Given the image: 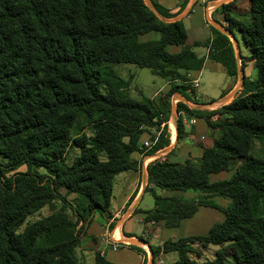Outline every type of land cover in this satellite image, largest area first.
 Instances as JSON below:
<instances>
[{
    "label": "trees",
    "instance_id": "16d2710c",
    "mask_svg": "<svg viewBox=\"0 0 264 264\" xmlns=\"http://www.w3.org/2000/svg\"><path fill=\"white\" fill-rule=\"evenodd\" d=\"M153 7L164 19L172 17ZM220 9L249 52L255 75L243 77L240 93L213 112L177 104V112L205 120L218 137L197 160H155L147 166L152 188L145 191L155 208L143 215L145 223L173 229L199 207H210L223 221L204 236L151 248L153 264L160 253L176 254L170 264H264V160L250 153L253 139L264 140V0H250L245 14L231 5ZM211 29L209 43L186 46L182 22L160 21L144 0H0V264H78L75 251L94 216L109 209L115 177L137 168L131 155L145 152L141 136L167 121L160 105L127 94L113 66L148 69L190 90L187 72L204 63L192 49L209 45L208 58L237 78L229 38ZM151 32L159 38L140 41ZM169 46L182 49L170 54ZM213 115L220 119L211 124ZM176 130L178 137L180 120ZM165 133L147 154L168 147ZM75 149L78 155L69 163ZM21 165L25 172L8 175ZM229 171L228 179L209 182L211 175ZM156 190L198 196L161 197ZM62 191L80 199L70 207L73 219L63 205L18 232L28 216L65 200ZM213 197L229 204L219 207ZM194 246L217 250L212 259L199 261L191 258L202 255ZM94 264L109 263L96 253Z\"/></svg>",
    "mask_w": 264,
    "mask_h": 264
},
{
    "label": "crops",
    "instance_id": "0c3cea01",
    "mask_svg": "<svg viewBox=\"0 0 264 264\" xmlns=\"http://www.w3.org/2000/svg\"><path fill=\"white\" fill-rule=\"evenodd\" d=\"M149 1L152 5L153 3L157 4L172 16L170 19H164L162 17L167 23H170V21L182 22L187 35L186 46H191L195 42L201 44L209 43L214 38L211 28H214L227 36L234 49L237 72L241 69L243 77L248 79L253 77V62L246 60L247 57L242 54L241 39L236 31H231L227 28V23L225 22L220 9L223 5H231L232 9L237 14H245L250 8V0ZM224 31L227 33H224ZM235 33L238 35L240 39L239 41L237 40ZM157 38H159V34L151 32L141 36L139 39L141 42H145L156 40ZM208 46L209 45L205 47L199 46L192 49L197 57L204 59L201 70H191L187 72V78L190 81L189 83L192 81L198 82L196 89L190 88V90H183L182 86L178 84L172 89V85L169 82H165L163 79L159 81L157 87L149 98L145 97L143 91L140 89L143 97L150 99L155 105L161 104L160 108H163L164 110L165 103L155 101V99L161 94L166 95L171 89L174 90L168 97L167 101L169 103V116L166 123L162 124L166 125L168 128L169 145L168 147L156 151L152 155L146 153L149 151L148 148L145 149L144 153H133L131 159L136 162L137 168L132 171L121 173L115 177L112 184L109 209L105 215L101 216L100 214H96L94 216L93 221L86 229L85 235L81 238L79 249H81L83 254L87 255L89 259H94L95 254L99 253L109 264H116L113 260L108 259L107 251L110 250L116 253L128 250L135 254L137 264H153V261L151 262V248L161 247L162 243L166 240L175 241L179 238L204 236L212 225L223 221V215L221 212L210 207H199L193 217L182 220L179 226L173 229L165 228L161 222L145 223L143 215V212L155 208L151 194L144 190L146 187L152 188L151 185H148L147 166L155 160L164 161L165 159L168 160L170 157L172 159H179L181 156L192 160L199 159L202 155L203 149L209 148L216 136V133H212L211 129L207 127L205 120L195 116H189L183 111L177 112V104L182 103L190 110L205 111L207 108L215 109V107L213 108V105L220 107L224 104L230 103L240 93L242 83L240 82L238 74L237 78L230 77L219 63L210 60L208 58ZM243 48L247 51L244 46ZM181 49L182 47L180 46H169L167 48L170 54L178 53ZM242 62H244V68H242ZM205 75L209 77L222 76L225 81L216 87L213 94H209V92L205 90ZM179 120L182 123L183 130L181 132L182 135L179 136L178 134L177 137L176 126ZM191 120H194L195 123H190ZM159 128H148V132L141 136V141H144L146 137L151 135L149 132L158 135ZM173 133L174 139L172 138ZM230 172L232 171H229L228 173L230 174ZM221 173L211 175L209 180ZM228 173L227 178L229 177ZM156 193L161 197L184 199L197 198L198 196L187 192H166L164 190H156ZM145 195H149L152 198V209H146L150 208V206L140 208ZM211 201L222 208L229 204V200L226 198L213 197L211 198ZM135 218L138 219V224L144 225L141 231L140 229H134L131 225ZM187 230L189 232L185 234L186 232L183 231ZM132 241H139V243L136 244ZM102 245L104 246L102 247ZM113 245H117L118 248L112 250ZM129 245L136 247H139V245H147L150 251V256L147 250L142 249L143 253H138L131 249ZM208 249L214 251L217 250L216 247L213 246L208 247ZM176 259L177 257L174 253H160L155 258L154 264H170L176 261Z\"/></svg>",
    "mask_w": 264,
    "mask_h": 264
},
{
    "label": "rangeland",
    "instance_id": "374dc122",
    "mask_svg": "<svg viewBox=\"0 0 264 264\" xmlns=\"http://www.w3.org/2000/svg\"><path fill=\"white\" fill-rule=\"evenodd\" d=\"M144 1H145L146 4H151L152 5V3L149 0H144ZM235 36H236L237 40L239 41L240 39H239V37H238V35L236 33H235ZM241 49H242V54L245 57H248L249 53L243 48L242 44H241ZM113 68H114L115 72L117 73V75L121 79H123L125 81L126 86H127L126 87L127 94H129V96H131L132 98H134L137 101H140V97L142 96V91H143V95L145 97L149 98L152 95V93L155 90V88L157 87L159 81L161 80L160 77H157V76L153 75L152 72L147 70V69H139V68H135L134 66H127V65H115V66H113ZM253 70H254V68H253ZM252 74H253V77H254L255 71H253ZM164 81L167 82V80H164ZM224 81L225 80H224V78L222 76L209 77V76L205 75V90L207 92H209V94H213L215 89H216V87L219 86L220 84H222ZM191 83H190V88H191ZM170 84L172 85V89H174V86H176L177 84L181 85L182 87L186 86V84H184L182 81H177L175 83L173 82V83H170ZM155 101H158V102H161V103H163V102L165 103V113H164L163 118L167 119L168 116H169V114H168V112H169V103L167 102L168 101L167 94L166 95L165 94L159 95L157 97V99H155ZM157 105L161 106V104H157ZM224 105H226V104H224ZM214 107H215V109L207 108L205 111L213 112V111L219 109L221 106L219 107V106L213 105V108ZM217 119H220V117L218 116ZM210 122L212 124L215 121L214 122L210 121ZM165 127H166L165 125H161L160 126V128H159L160 130L158 131V135H155V134H152V132H149L151 134L150 136H148L149 138L146 137L144 139V141H146L148 143V146L147 147L143 146L144 149L148 148L149 150H151L152 147L155 145V143L157 141V138H159L161 136V134H163V132H166L165 135H164V139H168V137H169V134L167 132L168 128L166 127V129H165ZM207 127L209 129H211L212 133H216V136L214 137V139H216L218 137L217 130L209 127L208 125H207ZM153 129H151V130H153ZM207 132H209V131H207ZM181 135H182V133L180 134V136ZM172 136H173L172 138L174 139V133H173ZM250 153H251L252 156L264 160V140L253 139ZM77 155H78V150H76V149L75 150H70L69 154H68V162L70 163L71 160ZM185 160H187V158H183L182 156L179 157V159H172L171 157L168 159V161L173 162V163H178V164H182ZM25 171H26V167L24 165H21V166L17 167L14 171L9 172L8 175H12L14 173H23ZM232 172H230V174L228 172H223V173H221V174H219V175H217V176H215L213 178H210L209 182L213 183V182H216V181H219V180L228 179L232 175ZM227 173H228V176H229L228 178H227ZM147 189H150V188L146 187L144 190H147ZM187 193L193 194L192 192H187ZM62 194H63L65 200L61 201V200L57 199L52 204H50V205L44 207L43 209H41L39 212H36V213L28 216L26 218L25 222L23 223V225L18 230V232H22L27 225L32 224V223L38 221L41 218H45V217H47V216H49L51 214L59 212L60 209L63 207V205L65 206V212L68 215V217L73 219L72 213H71V211H72L71 209L72 208H70V207H72V205L74 206L76 204V201H78L77 199H79V198H77L74 195L66 196L64 191H62ZM172 194H174V193H172ZM75 199H76V201H74ZM146 206H150V208H146V209H152L153 208L152 207L153 206V200H152V198L149 195H145L143 203L140 206V208H144ZM131 225H132V227L134 229H140V231L144 227V225L138 224V219L137 218H135L133 220ZM183 232H186L185 234H187V232H189V231L187 230V231H183ZM132 242L136 243V241H132ZM103 246L104 245H102V247ZM129 246H133V245H129ZM138 248L141 249V250L142 249L147 250V252L149 253V256H150V251H149L147 245H139ZM193 250H194V252L202 254V255H201L200 259H197L196 254L192 253L191 254V258L192 259L203 261V260H206V259L210 260V259L213 258L214 250H212V249L211 250L210 249H206L205 251L202 252L200 247L194 246ZM75 255H76V258L78 260V264H94V259L93 258L89 259V257L87 255L83 254V252L79 248L76 249ZM107 256H108V259L113 260L116 264H135V263L137 264V260H136L135 254L133 252H129L128 250H124V251L116 252V253L108 250L107 251Z\"/></svg>",
    "mask_w": 264,
    "mask_h": 264
},
{
    "label": "water",
    "instance_id": "95a60500",
    "mask_svg": "<svg viewBox=\"0 0 264 264\" xmlns=\"http://www.w3.org/2000/svg\"><path fill=\"white\" fill-rule=\"evenodd\" d=\"M145 2V1H144ZM146 4V3H145ZM146 6L154 13V15L160 20V21H163V22H166L160 15H159V13L155 10V8L153 7V5H151V4H146ZM170 22H175V21H170ZM224 33H227V32H225L224 31ZM238 76H239V79H240V82L242 83V81H243V73H242V70L241 69H239L238 70ZM224 102V101H223ZM222 102V103H223ZM139 243V241L138 242H136V244H138ZM151 262H152V258H151Z\"/></svg>",
    "mask_w": 264,
    "mask_h": 264
},
{
    "label": "built area",
    "instance_id": "2783aa9c",
    "mask_svg": "<svg viewBox=\"0 0 264 264\" xmlns=\"http://www.w3.org/2000/svg\"><path fill=\"white\" fill-rule=\"evenodd\" d=\"M198 86V82L197 81H192L191 83V89H196ZM218 118V115H213L211 118H210V121L214 122L216 121ZM190 123L194 124L195 121L194 120H191ZM143 146L147 147L148 146V143L146 141L143 142ZM118 248L117 245H113L112 246V250H116Z\"/></svg>",
    "mask_w": 264,
    "mask_h": 264
}]
</instances>
